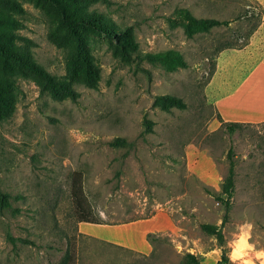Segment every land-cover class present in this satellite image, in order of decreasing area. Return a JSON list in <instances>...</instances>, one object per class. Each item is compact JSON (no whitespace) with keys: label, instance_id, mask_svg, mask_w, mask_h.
Listing matches in <instances>:
<instances>
[{"label":"rangeland","instance_id":"rangeland-1","mask_svg":"<svg viewBox=\"0 0 264 264\" xmlns=\"http://www.w3.org/2000/svg\"><path fill=\"white\" fill-rule=\"evenodd\" d=\"M56 2L0 0V193L9 203L0 194V264H58L66 249L75 252L71 264H185L187 254L200 264L222 254L230 264H262L263 123L227 132L213 102L227 87L217 84L223 74L209 84L219 52L247 40L261 5ZM184 10L229 23L187 36ZM168 50L186 65L167 70L148 57ZM36 67L75 96L41 92ZM166 95L184 106L165 110ZM117 138L125 142L112 144ZM77 188L78 203L99 221L88 230L103 238L80 231ZM204 223L217 225L223 241Z\"/></svg>","mask_w":264,"mask_h":264},{"label":"crops","instance_id":"crops-1","mask_svg":"<svg viewBox=\"0 0 264 264\" xmlns=\"http://www.w3.org/2000/svg\"><path fill=\"white\" fill-rule=\"evenodd\" d=\"M255 1L262 8L258 24L242 45L219 52L216 69L209 84L214 86L216 75L223 74L221 82L217 84L220 86L223 83L227 87L215 92L213 99L223 121L263 123L264 127V0ZM95 225L97 224L83 222L79 229L85 234L103 238L99 232L88 230ZM113 241L129 244L116 239Z\"/></svg>","mask_w":264,"mask_h":264},{"label":"trees","instance_id":"trees-1","mask_svg":"<svg viewBox=\"0 0 264 264\" xmlns=\"http://www.w3.org/2000/svg\"><path fill=\"white\" fill-rule=\"evenodd\" d=\"M48 1L51 4H55V5L57 4L56 0H48ZM182 16L186 20L185 33L187 36H192L195 32H198V31H206L209 28L216 26V25H221V24L227 25L229 23V21L225 19L219 20L216 18H197L193 16L192 14H190L187 10L183 11ZM148 57L152 61H159V60L165 61V68L167 70H173L177 66L183 67L186 65L185 61L183 60L179 52H174L170 50L161 52V53L149 54ZM36 71L38 74H40L44 78V80L42 79V81H40L41 92L46 90V88H49L48 92L51 95V97L54 99H60L65 96H69V97L75 96L76 94L75 91L72 88L67 87V86L62 87V89L59 91L56 90L51 85V83H48L49 77H50L49 74L43 69H41L40 67H36ZM159 103L165 110H169V108L172 106H177V107L184 106V102L181 100V98L177 96H173V95H166L162 97ZM3 105H4L3 99H1L0 97V118L3 117V112L1 108ZM150 123H151L150 121H147L148 128H150ZM241 124L242 122H238V121H223V125L225 129L230 134L234 132L236 127H238ZM124 142H125L124 139L117 138L116 140L112 142V144L122 145ZM227 157L229 160L228 171L222 183V192L225 194V198L223 199L226 204V207L230 205V198L232 197L233 191H234V175H235L234 164L235 162H234L233 155H232V147L229 148ZM78 190H79L78 188L72 190V194L76 199H78V196H79ZM0 194L2 195V200L5 202V204L8 205L9 203L7 201L6 196H4L3 193H0ZM78 201L79 199L77 200L76 205L79 207V209H81V212L79 211L80 212L79 221L99 223V221L95 219L93 215L91 216L90 211H87V210L85 211V209L78 203ZM202 228L205 232L215 235V237L217 238L219 242L223 241L222 231L217 225L210 224V223H204L202 224ZM74 259H75L74 250L71 251L70 249H66L65 253L63 254L58 264H71V261ZM229 262L230 261L228 257L225 254H222L220 260L217 261L216 264H230ZM185 264H200V263L193 254H187V263Z\"/></svg>","mask_w":264,"mask_h":264},{"label":"clouds","instance_id":"clouds-1","mask_svg":"<svg viewBox=\"0 0 264 264\" xmlns=\"http://www.w3.org/2000/svg\"><path fill=\"white\" fill-rule=\"evenodd\" d=\"M247 245L245 244V242L242 240L241 241V245L239 247H237V249L235 250V256L238 257L241 255L242 253V248L246 247ZM258 256H264V251H261ZM245 264H250V262L246 261ZM262 264H264V261H262Z\"/></svg>","mask_w":264,"mask_h":264}]
</instances>
